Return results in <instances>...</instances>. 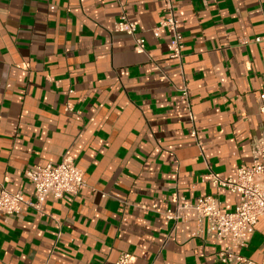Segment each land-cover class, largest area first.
Here are the masks:
<instances>
[{"label":"crops","instance_id":"obj_1","mask_svg":"<svg viewBox=\"0 0 264 264\" xmlns=\"http://www.w3.org/2000/svg\"><path fill=\"white\" fill-rule=\"evenodd\" d=\"M174 3L184 73L170 32L153 33L164 0H0V182L33 197L25 171L67 155L86 177L76 195L0 217V264H116L122 253L133 264H224L229 237L193 210L178 222L164 212L177 196L238 204L209 172L234 177L264 131V0ZM124 14L146 51L115 30ZM238 252L263 261L264 218Z\"/></svg>","mask_w":264,"mask_h":264},{"label":"built area","instance_id":"obj_2","mask_svg":"<svg viewBox=\"0 0 264 264\" xmlns=\"http://www.w3.org/2000/svg\"><path fill=\"white\" fill-rule=\"evenodd\" d=\"M165 17L161 24L154 28L156 37L165 28L170 32L168 43L169 58L178 63L184 73V41L180 21L176 16L174 0H164ZM115 30L128 34L134 38L135 49L146 51V42L137 36V25L124 14L115 23ZM261 37L255 39L260 42ZM187 100L190 120L195 122L196 116L192 110L190 94L186 85L180 89ZM260 111L264 113V92L258 96ZM70 110V106L67 107ZM192 134L196 144L204 153L203 143L197 137V130L193 126ZM25 175L33 185V197H27L23 192L12 193L7 190L5 184L0 182V217L5 218L21 212L24 205L40 211L48 197L59 199L66 194L76 195L86 186L85 173L77 166L71 156H65L58 164L49 166L35 165L25 171ZM210 180L216 188H223L231 193L238 194L239 200L234 211H225L222 201L217 196H205L195 202H187L182 197L174 198V210H166L165 217L168 220L178 222L183 214L195 211L199 220L207 219L209 229L215 232L218 238H230V245L218 254L221 263L233 264H264L254 261L238 252L249 242V235L254 233L256 225L264 218V131L258 138L252 149V163L241 164L234 177L221 178L214 172H209ZM146 209L148 206L142 205ZM156 210V205L150 207ZM134 257L130 253H122L116 264H133Z\"/></svg>","mask_w":264,"mask_h":264}]
</instances>
